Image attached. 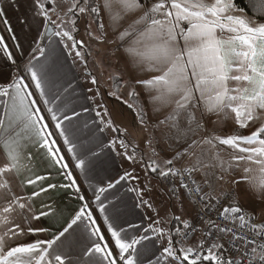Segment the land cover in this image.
<instances>
[{
  "label": "snow or ice",
  "instance_id": "1",
  "mask_svg": "<svg viewBox=\"0 0 264 264\" xmlns=\"http://www.w3.org/2000/svg\"><path fill=\"white\" fill-rule=\"evenodd\" d=\"M61 4L65 5L63 11ZM249 4L253 9L251 18L235 0H34L43 27L55 25L58 30L54 35L85 66L86 56L93 51L89 42L119 41L109 54L110 65L119 63L116 54L122 49L138 72L159 73L141 80L134 72L121 83V74L113 71L109 79L114 82V91L108 95L119 99V89L131 87L128 96L136 99L135 88L140 85L149 91L154 113L174 105L164 119L151 127L143 109H138L137 115L138 123L150 133L146 141L150 155L144 166L163 179L171 178L167 191L175 197L179 214L165 211L160 216L151 200L144 199L147 186L129 187L128 191L135 192L138 198L135 207L153 209L157 219L149 217L143 229L131 222H126L127 226L117 223L119 201L109 200L106 205L101 195L115 190L123 181L139 179L134 171H125L93 193V203H98L111 244L104 242L106 237L88 210V202L81 204L66 226L55 232L40 223L42 218L61 214L50 196L41 201L39 208L35 206L36 200L50 191L72 188L77 199L86 201L73 173L68 171L70 165L57 146L59 140L53 136L58 134L63 140L75 168L81 171L99 160L100 153L89 139L80 140L69 127L80 113L70 107L68 89L61 91L58 86L55 68L29 60L24 66L27 75L21 74L14 53L0 37V53L16 69L7 83H0V264H264V221L255 222L264 209L257 205L250 212L239 206L238 198L248 197L247 188L235 190L240 180L232 181L231 189L224 187L232 167L250 162L258 165L262 174L253 187L264 190V124L248 135L200 136L208 131L206 123L212 114L223 115L226 120L230 111L235 124L244 129L257 118L258 111H264V0H249ZM102 13L113 33L125 18L134 19L118 32L116 40H110ZM5 16L0 10V18ZM85 19L88 42L75 35L79 32L77 22ZM2 22L9 24L6 18ZM35 51L45 55L43 47ZM28 78L30 82L26 83ZM91 83H98L96 77ZM33 86L35 91H29ZM36 93L39 97L33 99ZM96 95H100L99 91ZM128 106L134 107L131 103ZM82 111L89 109L84 107ZM104 115L110 116L106 109ZM102 122L100 132L110 128L121 133L111 119ZM53 125L55 131L50 130ZM125 133L127 129L121 135ZM118 143L125 150V159L136 163L137 147L128 152L125 139L119 138ZM205 145L215 151L205 149ZM173 148L177 149L174 155L163 164L154 158ZM226 150H230L227 161L221 156ZM37 156L49 162V169H58L56 175L68 183L51 182V170L41 174L34 163ZM140 161H144L143 153ZM180 189L184 190L183 197ZM111 194L115 196L114 191ZM196 233L202 238L191 243ZM30 235L36 238L24 242ZM224 238L227 247L221 242ZM229 250L235 255L226 257Z\"/></svg>",
  "mask_w": 264,
  "mask_h": 264
},
{
  "label": "crops",
  "instance_id": "2",
  "mask_svg": "<svg viewBox=\"0 0 264 264\" xmlns=\"http://www.w3.org/2000/svg\"><path fill=\"white\" fill-rule=\"evenodd\" d=\"M210 2V0H209ZM60 7V5H59ZM0 10L4 11L6 18L9 21L8 25H5L0 18V37L5 38L6 43L10 46L11 51L14 53L17 62L20 64V72L23 75H27L24 72V66L28 63L29 60H32L35 64H48L55 68L57 76V84L61 88V91L64 88L68 89L67 100L70 103V107L75 108L77 112L80 113L78 118H74L72 125L69 127L72 131L75 132V136L80 140L89 139L91 146L94 147L95 151L100 153L99 160H96L93 164L89 165L86 170L81 171L75 168V161L71 153L67 152V148L63 145V140L56 136H53V139H58V147L62 148L61 155L66 157L65 162L70 165L68 171H71L74 175V178L77 181L78 186L81 189V195L86 197V201H80L76 198L74 189H61L57 188L56 190L50 191L48 196H42L37 199L35 206L39 208L41 201H47L48 197L54 198L56 204L61 210V214L56 217L42 218L41 222L44 226L51 228L53 232L61 229L63 226H66L75 212L79 209L81 204L88 202L91 204V207L88 209L93 212L94 218L98 220V225L102 229V234L106 237V241L109 244L112 243L110 235L107 233V226L103 222V215L99 212L98 203H93L94 201V191L98 187H106L109 181H114L118 179L125 171L133 172L139 177L138 180H126L121 182L115 190H109L108 192L101 195V200L107 205L109 200L119 201V212L120 218L117 223H122L126 225V222L135 223L140 225L141 228H146L149 224V217L153 220V211L147 206L137 208L135 207L137 203V195L135 192H129V187L141 188L147 184L148 191L144 193V199H150V190L151 180H157L160 185V191L163 192V197L166 199L174 198L172 194H168L167 189L160 184L158 180V174L153 175L151 171L144 165L148 163V156L150 155L149 149L146 145V141L150 138L149 131L145 129L138 123L137 110L143 109L146 112V119L148 121L149 127L155 125L158 120L164 119L168 115L174 105H169L161 109V111L154 113L153 105L149 102V91L143 86L137 85L135 90L138 93L136 102L132 101V98L128 96V92L132 90L131 87H121L119 89V96L117 98L115 95H109L106 99V105L103 102L102 96H97L96 88L100 85L92 84V77H96L97 81H101V87H107V93L113 92L114 88L109 79L110 74L115 71L121 74V83L125 80H128V77L132 73H136L137 79H148L154 75H158L157 72H138L135 69L126 55L121 49L116 55L119 57L118 64H109V54L112 50L115 49L119 41H116L115 44L108 43H96L95 41L89 42L93 51L91 56H86L87 65L81 62L78 59H74V54L69 53L63 44L60 43V37L54 35L56 32L55 29L48 25L47 28H51L52 34L50 37L46 38L45 33L47 28H44L42 25V18L37 15V12L34 8V0H0ZM60 10L63 11V7H60ZM104 16V14H101ZM51 17L56 18L54 14H51ZM134 17H127L122 22H120V27L117 30V33H113L110 28H108V19L104 16L105 30L108 32V39L116 40V35L120 30H123L128 26L131 20ZM86 26H87V19ZM95 27V26H94ZM10 29V30H9ZM44 33V35H40ZM76 37L79 39H84L87 41V36L80 38V35ZM78 39V38H77ZM43 47L45 49V55L41 56L38 51L35 49ZM99 49V51H96ZM35 57V59H33ZM91 57V59H90ZM94 59V60H93ZM93 60V61H92ZM94 65L92 68L91 65ZM96 65V66H95ZM98 66L99 72L96 75V67ZM104 68V71H102ZM95 70V71H94ZM16 74L15 67L11 62L7 61L4 58L3 54L0 53V83H7L13 75ZM26 83L30 82V78L25 80ZM135 83V80L131 82ZM100 87V88H101ZM91 89V91H89ZM29 91H35L34 86L29 89ZM100 93V91H99ZM155 94L154 92L152 93ZM39 94L33 97V99H38ZM89 97H94L93 99H88ZM108 103V104H107ZM133 104L134 107L130 108L128 105ZM104 105V108L98 107V105ZM42 107V104L38 105ZM86 107L89 109L88 112L82 111ZM105 109L110 114V116L104 115ZM201 110H203V105L201 104ZM100 112L101 116H97L96 113ZM71 114V112H69ZM199 112L196 113L199 117ZM264 111H258L256 114V119L258 125L264 124ZM111 119L114 122V125L123 130L127 129V133L121 135V133L113 132L110 128H105L104 132H100L99 128L104 127L102 121ZM254 120V121H255ZM213 121L217 123L213 124ZM250 122V126L244 129H240L235 124L234 114L228 111L227 119L223 118V115L217 116L212 114L208 117L206 128L207 132L200 133V136L203 137L208 134H215L220 136L230 135L233 133H239L242 135H247V130L253 125V122ZM47 122V121H46ZM67 126V122H65ZM87 125V127H85ZM79 129V131H76ZM51 131H55L54 125L50 128ZM123 138L129 144L128 152L132 151V147H137L136 152V163L125 159L122 153L125 151L119 146L118 139ZM116 141L115 143H113ZM74 142H79L74 138ZM111 145V147L109 146ZM205 149L210 151H215L210 149V146L205 145ZM177 149L173 148L166 152H160V155L154 157L161 164H163L165 159L171 158ZM157 151H160L159 147ZM199 151V149H197ZM141 153L144 154L143 163L140 161ZM230 150L221 152V156L225 161L230 159ZM37 170L43 174L46 170H51L53 173L52 181L57 183H68L62 176L56 175L58 169L51 168L49 169V162L46 159H43L40 156H37L34 161ZM247 162H241L245 164ZM231 171V170H230ZM229 171L226 174V179L233 176ZM237 173V172H236ZM235 175H238L236 174ZM234 175V176H235ZM199 179V174H196ZM225 186V185H224ZM29 192L31 189L28 190ZM115 192V196L111 193ZM107 197V199H105ZM238 202V201H237ZM239 206L245 209V206L238 202ZM169 202V207H170ZM172 207V206H171ZM247 210V209H245ZM247 211H250L249 209ZM112 209L109 206V215H111ZM255 220L258 222L264 221V219H258L255 217ZM174 224V223H173ZM170 225L169 227H172ZM202 226V225H201ZM75 227V226H74ZM43 236V234H41ZM36 237L28 236L24 242H32ZM201 237L200 233H196L191 238V243L197 242ZM95 239V238H93ZM223 243V241H221ZM103 243V242H102Z\"/></svg>",
  "mask_w": 264,
  "mask_h": 264
},
{
  "label": "rangeland",
  "instance_id": "3",
  "mask_svg": "<svg viewBox=\"0 0 264 264\" xmlns=\"http://www.w3.org/2000/svg\"><path fill=\"white\" fill-rule=\"evenodd\" d=\"M60 7H65V5H60ZM62 11V10H61ZM237 15H239V13H235ZM51 19L55 20L56 18L51 17ZM78 24V28H79V32L77 33V36L80 35V38H83L85 36V28H86V20H80L77 22ZM51 26L55 29V31H57L58 29L55 27V25ZM79 39V37H77ZM91 56V55H90ZM91 59V57H90ZM94 60V59H93ZM92 60V61H93ZM96 66V65H95ZM91 67L93 68L94 65L92 64ZM97 71H96V75L99 72L98 66L96 67ZM104 71V68H102ZM95 71V70H94ZM100 83V85L98 86V88H96L98 91H100V96H102L103 102L106 105V99L109 95L107 93V87H101V81H98ZM112 82V80H111ZM113 85V82H112ZM101 87V88H100ZM108 104V103H107ZM264 116V114H263ZM264 122V120H262ZM260 125H258L257 120H255L253 122V125L247 130V135L250 134L252 131H254L257 127H259ZM185 162H187V160H185ZM178 165V164H177ZM176 165V166H177ZM245 168H250L251 171L249 172H245L244 169ZM231 173L235 175L228 177V181L229 183L226 184L224 187L231 189L232 188V181L234 180H240V183L236 185V191L237 192H241L244 189H248V197L247 200L243 199V198H238V202H240L241 204H243L245 206V209H249L250 212L254 210V208L258 205L260 208L264 209V190L261 191H257L253 185L258 182V179L261 177V172L259 170V166L250 162H247L245 164H241L239 167H232L230 169ZM243 177H248V180H244L242 179ZM147 186V184L144 185V187ZM158 189L160 190V185L158 184L157 180L152 179L151 180V186H149V192H150V199L154 208L159 210L160 216H163L165 214V211H168L170 214L171 212H176V214H179V212L176 211V202L174 200V198H170V199H165L163 197V192L161 193L160 191H158ZM181 196L183 197L182 192L180 191ZM169 202H170V206L169 207ZM153 211V209H152ZM185 218H187V216H185ZM256 218L258 219H264V213H261L259 215L256 216ZM157 219V215H156V211H153V221ZM174 223V222H173ZM170 225H168L169 227Z\"/></svg>",
  "mask_w": 264,
  "mask_h": 264
},
{
  "label": "trees",
  "instance_id": "4",
  "mask_svg": "<svg viewBox=\"0 0 264 264\" xmlns=\"http://www.w3.org/2000/svg\"><path fill=\"white\" fill-rule=\"evenodd\" d=\"M235 3H237L238 5H240L241 7H244L246 9V13L247 15L251 18L253 16V9L251 8L250 4H249V0H235ZM113 82V80H112ZM114 85V82H113ZM114 88V86H113ZM132 101L135 103L136 99H132ZM152 173V172H151ZM153 175H157L158 173H152ZM158 180L160 182L161 185H163L166 189H168L171 186V178L169 179H163L160 176H158ZM168 194H171L170 192ZM225 256L227 257V254L225 253Z\"/></svg>",
  "mask_w": 264,
  "mask_h": 264
},
{
  "label": "built area",
  "instance_id": "5",
  "mask_svg": "<svg viewBox=\"0 0 264 264\" xmlns=\"http://www.w3.org/2000/svg\"><path fill=\"white\" fill-rule=\"evenodd\" d=\"M185 160H187V158H185ZM177 166H179V165H177ZM176 185H177V187H179V181H178V179H177V181H176ZM180 191L182 192V194H183V196H184V190H183V189H180ZM255 222L259 223V222L256 221V220H255ZM195 235H196V234H195ZM226 239H227V238H224V239L222 240L223 243H225V247H227V244H226V242H225ZM226 254H227V256H228V255H233V256L235 255L234 253L231 252V250H229V252L226 253Z\"/></svg>",
  "mask_w": 264,
  "mask_h": 264
},
{
  "label": "water",
  "instance_id": "6",
  "mask_svg": "<svg viewBox=\"0 0 264 264\" xmlns=\"http://www.w3.org/2000/svg\"><path fill=\"white\" fill-rule=\"evenodd\" d=\"M51 34H52L51 28H47L46 33H45V37L48 38L51 36Z\"/></svg>",
  "mask_w": 264,
  "mask_h": 264
}]
</instances>
